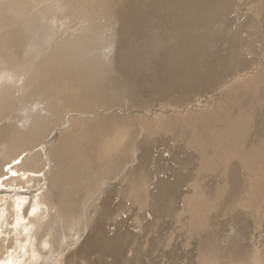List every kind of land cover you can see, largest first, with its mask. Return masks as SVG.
Returning a JSON list of instances; mask_svg holds the SVG:
<instances>
[{"label": "rangeland", "instance_id": "374dc122", "mask_svg": "<svg viewBox=\"0 0 264 264\" xmlns=\"http://www.w3.org/2000/svg\"><path fill=\"white\" fill-rule=\"evenodd\" d=\"M233 1L232 9L227 13L216 11L211 0H163L155 4L135 0L131 9L124 4L84 5L61 1L36 16L29 27H24L17 45L12 47L8 45L9 35L18 33L22 23L11 12L9 2L0 1V50L9 58L11 56L12 64L16 66L21 65L23 59L39 64L41 56L47 55L43 53H50L57 46L72 47L77 42H80L81 56L89 58L106 53L111 46L125 49L129 45H138L150 31H156L162 38L161 62L156 61L152 68L155 71L160 66L162 78L141 84L143 87H138L136 95L122 99L118 108L121 111L122 107L129 108L133 117L144 116L147 112L149 117L154 113H167L174 122L171 127V121L167 119L159 122L153 126H160L157 131L154 129L156 133L148 127L144 129L149 132L147 141L156 140L152 147L151 142L150 146L144 143L149 152L144 167L149 173L147 183L154 184L148 188L153 208L150 210L147 205L135 202L132 206L131 201H123L117 191L110 194V215L120 227L109 223L104 226L103 234L108 238H113L116 233L134 236L119 264H126L128 259L132 260L130 264H205L201 260L208 255V249L223 257L218 259L221 263L215 260L214 264H257L259 261L256 263L254 259L261 252L263 261L260 258V264L264 262V0L260 7L254 0ZM3 60L0 58V63ZM247 74V78L250 77L248 83L234 86L235 90L232 86L226 88L231 85L228 84L231 79ZM49 80V74L40 72L34 85L35 92L28 90L26 101L18 103L6 120L2 117L0 131L30 125L31 119L26 122L22 119L28 111L23 108L25 105L33 107L32 103H26L27 100L32 102L37 95L49 90V87H42ZM21 84L18 82L17 85ZM225 90L226 93L231 91L230 97L225 95ZM223 94L229 98L226 100ZM51 102L57 106L52 98ZM43 107L37 103L33 108ZM42 114L49 115L46 111ZM195 119L211 123L209 129L212 132L208 129L205 133V143L195 141V130L189 124ZM181 125L188 129H182ZM168 129L172 130L171 134ZM189 132H193L195 139H191ZM60 133V129L54 132L47 144L57 142ZM12 137L9 134V139L2 141V145H15L20 148L15 149V155H19L23 146L13 144ZM41 149L37 147L35 151ZM130 165L133 175L137 163ZM31 175L41 178L39 173ZM179 178L180 185L171 199L176 197L174 215L169 211L170 196H163L155 183L159 179L174 183ZM130 181L133 185V180ZM126 184L123 183V187ZM0 190L6 191L5 188ZM223 190L226 192L223 200L227 201L224 207L216 205L215 197ZM4 195L8 196L1 193L0 197ZM120 202L124 207L132 206L131 211L117 212L115 209ZM143 206L145 212L140 209L145 210ZM89 212L90 209L85 208L82 213L85 217L80 215L78 225L62 221L53 226L67 236L72 226H91V217H95L94 221L99 218L98 208L88 217L86 213ZM47 218L43 220L48 221L51 216ZM122 222L125 223L120 225ZM69 239L70 236L66 237ZM97 257L95 254L91 258ZM207 263L213 264L211 260Z\"/></svg>", "mask_w": 264, "mask_h": 264}, {"label": "bare ground", "instance_id": "6f19581e", "mask_svg": "<svg viewBox=\"0 0 264 264\" xmlns=\"http://www.w3.org/2000/svg\"><path fill=\"white\" fill-rule=\"evenodd\" d=\"M0 1H8L11 12L22 23L18 33H10L9 47L17 45L20 38L19 33L24 27H29L36 16L47 12L48 7H52L58 2L71 1L76 4L106 6L124 4L128 5L130 9L135 3V0ZM144 1L148 4H155L163 0ZM233 2V0H211L213 8L220 13L229 12ZM253 2L257 7H260L262 3L261 0ZM39 6H41L40 9ZM145 34L148 36L144 37L138 45H129L125 49L122 46H111L107 48L106 53L89 58L81 56L80 42L68 48L57 46L50 53H43L47 55L41 56L39 64H31L29 60L23 59L21 65L16 66V64H12L14 62H12V57L9 58L5 53L2 54L0 50V58L4 59L0 63V120L4 116L6 120L18 103L26 101L28 90L35 92L34 85L40 72L50 75V80L42 86L49 87V90L35 96L36 98L32 102H29L30 100L26 102L32 103L33 107L37 103L43 104L44 107L34 109L25 105L23 108L28 111L22 119L24 122L31 119L30 125L21 128H8V133L0 131V189H6V191L0 190V194L8 195L0 197V264H5L8 261L13 264H119L118 261L123 259L134 236L130 233L126 235L116 233L113 238H108L103 234L104 226L107 224L117 226L115 218L110 215L112 209L108 206L112 197L110 194L117 191L120 198L123 201H131L132 206L135 202V204L147 205L150 210L153 208L152 196L148 188L154 184L147 183L149 173L144 167L149 156L146 146L151 144L152 147L156 140L147 141L149 132H145L144 129L146 130L148 127L149 131L152 129V133H156L154 129L157 131L160 126L156 128L153 126L159 122L167 119L171 121L170 127L174 123L173 118L169 117L167 113L162 114L163 116L154 113L155 117L153 114L149 117L147 112L144 116L133 117L128 111L129 108L122 107L123 111L118 110L121 100L134 97L138 87H143L141 84H146L154 78H162L160 66L152 71L154 63L159 61L164 52L162 38L156 31ZM161 66L163 67V65ZM247 76L249 75L231 79L228 82L231 85H227L226 88L232 86V89L235 90L234 86L248 83L250 77L247 78ZM15 82L16 85L18 82H22V84L16 86ZM222 87L221 89L224 90V86ZM226 91L224 92L226 93ZM228 93L225 95L230 97V93ZM51 98L57 102V106H53ZM224 98L226 99L227 96ZM52 109H56V111H51ZM43 111L49 115L44 116ZM149 113L151 114V112ZM209 120L190 121V127L195 130L193 132L196 134L189 132L192 135L191 139H195L194 136L197 137L196 142H203L206 139L205 133L211 124ZM58 129L61 130L59 140L47 144ZM213 129L216 130V128ZM209 130L211 131V129ZM9 134L13 136V144L21 143L23 146L19 155H15V149H20L15 145H12L13 147L2 145V141L9 139L7 138ZM140 138L141 140H139ZM213 138L211 140L215 139ZM149 142L151 143L149 144ZM209 142L212 144L213 141ZM144 143H146L145 148ZM228 143L230 144V141ZM244 144L242 145L244 146ZM243 146L241 148H244ZM37 147H42L41 151H35ZM132 163H137L133 175L129 170V165ZM13 172L17 175L13 176ZM36 173L41 174V178L31 175ZM23 176H27L26 180L23 179ZM130 180H133V185ZM179 180L181 181V178L172 183L159 179L155 183L156 188L163 196H170L168 198L171 200L180 185ZM123 183L127 184L123 187ZM225 193L223 190L215 196L216 205L220 204L224 207V204L227 203L226 200H223ZM104 194L108 195L103 197ZM226 195L227 198L228 194ZM175 200L176 197L168 201L169 211L174 215L177 211V207L174 205ZM229 201L231 202V200ZM149 202L150 204H148ZM145 206H143L145 210L139 208L145 212ZM87 207L90 209V212L86 213L88 217L95 208H98L99 215L97 217L99 218L94 221L95 217H91V226H72L69 228L70 232L67 236L60 229L54 228L53 224L62 223V221H70L73 225H78L81 222L80 215L82 218L85 217L82 213H85ZM131 207H124L123 202H120L115 210L126 213L131 211ZM189 210L192 211L191 208ZM47 216H51V218L44 221L43 219ZM123 223L125 222L120 225ZM68 236L71 239L66 240ZM124 239L125 242H123ZM83 248L85 251L83 250L82 253ZM208 250H210L208 255L202 257L201 263L205 262L206 264L210 260L213 263L220 258L219 254L214 253L212 249ZM256 252L260 253V250ZM261 253L256 254L257 256L253 254L256 256L254 259L256 263L257 261L259 264L261 263ZM95 254H98V257L92 260L91 257ZM109 258L112 260L109 261ZM127 261L129 263L132 260L128 259ZM226 261L229 262V259Z\"/></svg>", "mask_w": 264, "mask_h": 264}, {"label": "snow or ice", "instance_id": "6c2138e0", "mask_svg": "<svg viewBox=\"0 0 264 264\" xmlns=\"http://www.w3.org/2000/svg\"><path fill=\"white\" fill-rule=\"evenodd\" d=\"M13 176L17 175L15 172L12 173ZM5 264H13V262L11 261H8V262H5Z\"/></svg>", "mask_w": 264, "mask_h": 264}]
</instances>
